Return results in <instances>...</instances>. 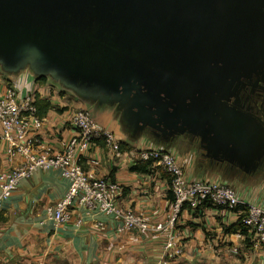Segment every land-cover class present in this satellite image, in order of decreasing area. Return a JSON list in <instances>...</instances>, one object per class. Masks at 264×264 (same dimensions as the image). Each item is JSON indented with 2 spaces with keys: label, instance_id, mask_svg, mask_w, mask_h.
Instances as JSON below:
<instances>
[{
  "label": "water",
  "instance_id": "95a60500",
  "mask_svg": "<svg viewBox=\"0 0 264 264\" xmlns=\"http://www.w3.org/2000/svg\"><path fill=\"white\" fill-rule=\"evenodd\" d=\"M0 67L115 107L132 139L192 135L212 161L264 165V121L241 108L264 86V0H0Z\"/></svg>",
  "mask_w": 264,
  "mask_h": 264
},
{
  "label": "crops",
  "instance_id": "0c3cea01",
  "mask_svg": "<svg viewBox=\"0 0 264 264\" xmlns=\"http://www.w3.org/2000/svg\"><path fill=\"white\" fill-rule=\"evenodd\" d=\"M25 69L16 75L0 67V95L8 86L19 92L39 95L51 109L44 115L41 139L54 151L60 142L72 137L75 131L70 121L73 113L84 108L96 121L114 133L121 152L113 155L102 141H97L83 160L84 169L96 178H109L122 187L124 194L119 205L151 215L154 222H163L171 201L168 176L160 168L151 173L132 170L140 151L151 146L164 147L176 157L189 179H219L234 186L246 202L264 208V167L248 175L238 167L220 164L205 156L199 139L191 135L177 137L172 143H160L147 134L132 139L115 108L84 101L59 83L47 78L39 83ZM91 158L100 166L90 165ZM21 159L9 161L6 147L0 146V172L17 167ZM69 182L54 170L39 171L30 180H23L18 190L2 209L0 224V264H157L163 252V237L139 232L118 233L119 222L102 214H88L77 209L74 221L55 229L46 219L47 208L55 205L67 193ZM240 210L207 208L203 212L182 211L177 228L181 231L186 254L175 264H264V245L253 246L239 240L227 229L239 223ZM83 224L75 225L77 219ZM102 221L105 229L96 228ZM133 239V240H132ZM238 248V253L233 248Z\"/></svg>",
  "mask_w": 264,
  "mask_h": 264
},
{
  "label": "built area",
  "instance_id": "2783aa9c",
  "mask_svg": "<svg viewBox=\"0 0 264 264\" xmlns=\"http://www.w3.org/2000/svg\"><path fill=\"white\" fill-rule=\"evenodd\" d=\"M35 100L34 94H23L11 85L0 95V146L6 147L9 161H22L17 167L0 172V224L3 205L21 182L30 180L39 171L54 170L69 182L66 195L46 210V219L55 229L74 221L77 209L113 217L119 222L118 233L129 231L163 237V252L157 264H175L186 254L181 231L177 228L181 212L200 213L213 207L240 210L239 223L247 229L248 235L237 232L236 237L253 246L264 245V208L246 202L237 188L219 179H189L181 163L164 147L146 148L134 162L149 164V169L160 168L168 176L174 201L164 221L154 222L149 214L124 210L119 205L124 187L109 178L93 177L83 166V160L97 141H102L113 155L121 152L114 133L100 125L89 110L79 108L70 121L75 134L61 141L60 149L54 151L41 139L45 120L38 115ZM90 165L98 167L101 163L91 158ZM82 224L79 218L75 222L77 227ZM95 226L105 229L102 221ZM232 250L239 252L237 247Z\"/></svg>",
  "mask_w": 264,
  "mask_h": 264
},
{
  "label": "flooded vegetation",
  "instance_id": "af4514ba",
  "mask_svg": "<svg viewBox=\"0 0 264 264\" xmlns=\"http://www.w3.org/2000/svg\"><path fill=\"white\" fill-rule=\"evenodd\" d=\"M262 87L263 88H256V89H253L252 87H247L245 90H243L241 94V104H242L241 108H243L244 111L246 110L252 111L254 115L260 117L264 121V86ZM144 133L149 134L153 138V140H157L160 143H164L162 141L163 138L161 137L157 138L155 134L153 133V131L148 129V130H145ZM192 137L195 139H198L197 137H194V136ZM263 167L264 165L261 168Z\"/></svg>",
  "mask_w": 264,
  "mask_h": 264
},
{
  "label": "trees",
  "instance_id": "16d2710c",
  "mask_svg": "<svg viewBox=\"0 0 264 264\" xmlns=\"http://www.w3.org/2000/svg\"><path fill=\"white\" fill-rule=\"evenodd\" d=\"M46 80H47V78L45 77V78H42V79L38 80V82L39 83H43ZM35 98H36V100H35L36 103L35 104H36V107H37V110H38V115L39 116H44L51 109V104L48 101H44V100L40 99L39 95H37V94L35 95ZM132 170L136 171V172H139V173H151V169H149V164H140L138 162L133 165ZM167 198L171 202L174 201V198H173V195H172V191L168 192ZM240 209L244 210V207L241 206ZM227 231L230 232V233H233V234H235L237 232H241L245 236L248 235L247 234V229L244 226H242L240 223H238V225H236L233 228L227 229Z\"/></svg>",
  "mask_w": 264,
  "mask_h": 264
},
{
  "label": "rangeland",
  "instance_id": "374dc122",
  "mask_svg": "<svg viewBox=\"0 0 264 264\" xmlns=\"http://www.w3.org/2000/svg\"><path fill=\"white\" fill-rule=\"evenodd\" d=\"M263 176H264V174H263ZM233 187V189H235L236 190V187H234V186H232Z\"/></svg>",
  "mask_w": 264,
  "mask_h": 264
}]
</instances>
